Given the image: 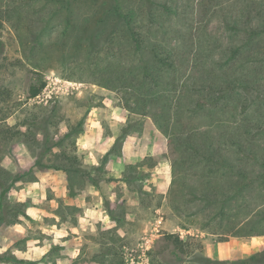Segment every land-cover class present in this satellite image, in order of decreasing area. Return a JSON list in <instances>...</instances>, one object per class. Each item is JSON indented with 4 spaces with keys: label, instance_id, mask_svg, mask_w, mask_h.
<instances>
[{
    "label": "rangeland",
    "instance_id": "374dc122",
    "mask_svg": "<svg viewBox=\"0 0 264 264\" xmlns=\"http://www.w3.org/2000/svg\"><path fill=\"white\" fill-rule=\"evenodd\" d=\"M2 89L0 264L261 251L264 0H0Z\"/></svg>",
    "mask_w": 264,
    "mask_h": 264
},
{
    "label": "trees",
    "instance_id": "16d2710c",
    "mask_svg": "<svg viewBox=\"0 0 264 264\" xmlns=\"http://www.w3.org/2000/svg\"><path fill=\"white\" fill-rule=\"evenodd\" d=\"M156 84H154L155 86ZM46 87V84L45 83H42L40 84L39 86H32L30 88V91H29V99H32V98H36L38 97L44 90V88ZM5 89H2L0 90V92L2 94H0V96L2 97L3 94L5 93ZM10 117V116H9ZM9 117L3 119L4 121H6L7 119H9ZM134 131V128H132V125H127L123 128V138H117L116 139V142H115V145L113 147V149L118 146V145H122L125 141V138L127 137V135H130L132 134ZM71 136H73V133L72 131L71 132H68L64 138H70ZM120 151H121V148H119ZM115 150V149H114ZM118 151V150H117ZM118 151V152H120ZM215 161H211L210 162V165L212 166V164H215L214 163ZM210 166V167H211ZM37 167H39L40 169H45V170H51V169H56V170H64L68 175L70 174L71 170L69 169H63L61 167H49V166H45L44 164H42L40 161L37 163ZM5 173V169L3 166H0V178H1V174ZM0 185H3V182L2 180L0 179ZM96 186V184H94ZM9 191V188H7L6 190H3L1 192V196L2 197H5L7 192ZM72 195V194H71ZM2 209V207L0 208ZM21 215H26L25 211H20L18 212V214H16V217L13 221H6V214H0V221H2L3 223H6L8 225H13V224H17V223H20L19 221V216ZM246 236H264L263 233L261 234H256V235H246ZM170 241H172V243L174 244V246L178 249H181V250H184V241L178 236H170L168 238ZM108 246H110L109 244H106ZM108 246H105V247H108ZM104 247V246H103ZM113 249V248H112ZM109 251H112L111 249H109ZM103 256L105 257V253L103 254ZM0 260H2L1 256H0ZM123 262V261H122ZM12 263H20L18 260L16 259H13L12 260ZM220 263V262H219ZM121 264V263H120ZM124 264V262H123ZM228 264H264V249L262 251H259V252H256L250 256H248L247 258H244V259H241V260H237V261H233V262H230Z\"/></svg>",
    "mask_w": 264,
    "mask_h": 264
},
{
    "label": "crops",
    "instance_id": "0c3cea01",
    "mask_svg": "<svg viewBox=\"0 0 264 264\" xmlns=\"http://www.w3.org/2000/svg\"><path fill=\"white\" fill-rule=\"evenodd\" d=\"M132 135L130 134V135H127V137L125 138V141H124V143L122 144V146H121V154H120V156H122V155H126V152H127V143H128V141H129V139H130V137H131ZM114 147V144H113V146H112V148ZM112 148H111V150H110V152L112 151ZM112 153V152H111ZM126 157V156H125ZM122 158V157H121ZM134 160H135V157L133 156V157H130V158H127L126 157V159H125V164L124 165H127L126 167H125V169L127 168V167H129V166H131V165H134V164H130V163H133L134 162ZM85 161H86V163H88V164H90V165H98V161L97 162H95V159L93 158V157H85ZM127 163V164H126ZM125 169L123 170V171H125ZM122 181V180H121ZM124 182V181H123ZM115 219H111V221H112V226L113 225H117V223H116V221H114ZM111 226V227H112ZM118 230V229H117ZM116 230V231H117ZM252 237H263V236H252ZM110 245V244H109ZM264 249V246L263 247H261V251ZM256 253V252H255ZM254 254V253H253ZM252 255V254H251ZM248 256H250V255H243L242 257H238L237 259H244V258H247ZM208 259H210V260H212V261H224V259H227L228 258V256H226V255H224V256H222V257H220V255L218 256V257H216V259H219V260H215V258H212L210 255H208V257H207ZM233 261H235V260H233ZM237 261V260H236ZM229 262H231V261H229Z\"/></svg>",
    "mask_w": 264,
    "mask_h": 264
},
{
    "label": "built area",
    "instance_id": "2783aa9c",
    "mask_svg": "<svg viewBox=\"0 0 264 264\" xmlns=\"http://www.w3.org/2000/svg\"><path fill=\"white\" fill-rule=\"evenodd\" d=\"M141 258H147L146 253H144L142 257H137L136 255L129 253L127 255L126 264H141L139 261V259L141 260ZM145 263L150 264V260L147 258L145 260Z\"/></svg>",
    "mask_w": 264,
    "mask_h": 264
}]
</instances>
